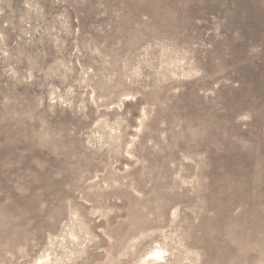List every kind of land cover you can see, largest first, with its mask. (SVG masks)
Here are the masks:
<instances>
[{
	"label": "rangeland",
	"instance_id": "rangeland-1",
	"mask_svg": "<svg viewBox=\"0 0 264 264\" xmlns=\"http://www.w3.org/2000/svg\"><path fill=\"white\" fill-rule=\"evenodd\" d=\"M0 264H264V0H0Z\"/></svg>",
	"mask_w": 264,
	"mask_h": 264
},
{
	"label": "bare ground",
	"instance_id": "bare-ground-1",
	"mask_svg": "<svg viewBox=\"0 0 264 264\" xmlns=\"http://www.w3.org/2000/svg\"><path fill=\"white\" fill-rule=\"evenodd\" d=\"M160 254V253H159ZM158 253L155 255V257L157 258V259H161L162 257H161V255H159Z\"/></svg>",
	"mask_w": 264,
	"mask_h": 264
}]
</instances>
